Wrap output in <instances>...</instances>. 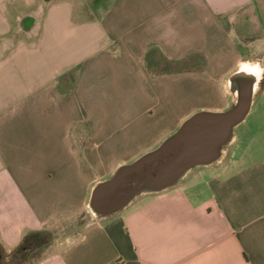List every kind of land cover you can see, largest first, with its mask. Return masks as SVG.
Here are the masks:
<instances>
[{
  "label": "crops",
  "instance_id": "obj_1",
  "mask_svg": "<svg viewBox=\"0 0 264 264\" xmlns=\"http://www.w3.org/2000/svg\"><path fill=\"white\" fill-rule=\"evenodd\" d=\"M247 62L264 72V0H0V264L41 230L22 264H264V86L218 160L112 214L90 204L192 114L230 107Z\"/></svg>",
  "mask_w": 264,
  "mask_h": 264
},
{
  "label": "water",
  "instance_id": "obj_2",
  "mask_svg": "<svg viewBox=\"0 0 264 264\" xmlns=\"http://www.w3.org/2000/svg\"><path fill=\"white\" fill-rule=\"evenodd\" d=\"M263 75L258 64L243 63L230 79L235 98L230 107L195 112L156 148L120 166L112 177L94 188L90 202L94 211L112 214L136 195L165 190L178 183L190 169L218 160L236 127L249 115ZM123 180L131 186L124 197L116 199L114 193Z\"/></svg>",
  "mask_w": 264,
  "mask_h": 264
},
{
  "label": "trees",
  "instance_id": "obj_3",
  "mask_svg": "<svg viewBox=\"0 0 264 264\" xmlns=\"http://www.w3.org/2000/svg\"><path fill=\"white\" fill-rule=\"evenodd\" d=\"M185 65H187L185 62L178 64L179 68H182ZM164 68H166L165 70L169 69L166 66ZM51 240L52 234L48 231L41 230L28 233L12 251L9 262L11 264H22L38 261L42 258L46 248L51 243Z\"/></svg>",
  "mask_w": 264,
  "mask_h": 264
},
{
  "label": "rangeland",
  "instance_id": "obj_4",
  "mask_svg": "<svg viewBox=\"0 0 264 264\" xmlns=\"http://www.w3.org/2000/svg\"><path fill=\"white\" fill-rule=\"evenodd\" d=\"M262 81L263 82H261V85H260L258 91H260V89L264 86V80H262ZM192 83H193L192 81H190V82L185 81L184 82V84L195 85L194 83L193 84ZM259 104H260V96H258L257 99L254 101V104L252 105L253 106L252 110H251V112L249 113V115L246 118V121L248 123H252V121L255 119V115H256L257 118L259 117V114L257 115V111L259 110Z\"/></svg>",
  "mask_w": 264,
  "mask_h": 264
}]
</instances>
